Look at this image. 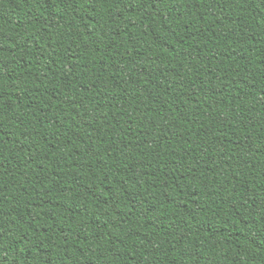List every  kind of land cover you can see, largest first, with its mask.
<instances>
[{
    "label": "trees",
    "instance_id": "1",
    "mask_svg": "<svg viewBox=\"0 0 264 264\" xmlns=\"http://www.w3.org/2000/svg\"><path fill=\"white\" fill-rule=\"evenodd\" d=\"M0 264H264V0H0Z\"/></svg>",
    "mask_w": 264,
    "mask_h": 264
}]
</instances>
